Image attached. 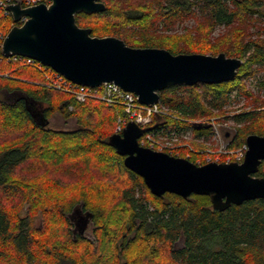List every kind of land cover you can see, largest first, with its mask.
Masks as SVG:
<instances>
[{"label": "trees", "instance_id": "16d2710c", "mask_svg": "<svg viewBox=\"0 0 264 264\" xmlns=\"http://www.w3.org/2000/svg\"><path fill=\"white\" fill-rule=\"evenodd\" d=\"M101 1L104 11L75 14L92 36L242 60L230 81L161 90L160 102L178 119L155 118L148 128L191 126L196 135H207L209 129L186 120L220 111L228 92L241 90L251 76L257 75L264 92V40L248 39L250 24L259 30L255 22H264V0ZM194 13V34L169 33ZM14 24L0 4V44ZM216 25L227 30L211 39ZM43 80L34 65L0 49V94L15 95L0 98V264H264V198L219 211L209 195H153L109 143L122 110L96 100L77 102L40 85ZM255 100L259 108L233 116L239 127L231 147L249 134L264 135V96ZM56 112L74 118L76 127H49ZM254 175L264 177V160Z\"/></svg>", "mask_w": 264, "mask_h": 264}, {"label": "water", "instance_id": "95a60500", "mask_svg": "<svg viewBox=\"0 0 264 264\" xmlns=\"http://www.w3.org/2000/svg\"><path fill=\"white\" fill-rule=\"evenodd\" d=\"M50 1L49 5L24 8L19 2L6 6L14 22L21 16L27 19L12 25L2 38L0 49L5 57L32 58L78 84L114 82L146 105L157 102L159 92L172 85L230 81L242 63L223 52L172 54L165 48L131 47L115 36H92L89 27L77 25L75 14L104 11L101 0ZM193 124L207 127L203 122ZM145 130L128 122L121 133L110 135L109 143L124 156V166L141 176L153 195H209L212 208L219 211L231 204L264 198V177L254 175L264 160V135L246 136L247 150L240 163L196 165L186 158L140 146L138 138Z\"/></svg>", "mask_w": 264, "mask_h": 264}, {"label": "built area", "instance_id": "2783aa9c", "mask_svg": "<svg viewBox=\"0 0 264 264\" xmlns=\"http://www.w3.org/2000/svg\"><path fill=\"white\" fill-rule=\"evenodd\" d=\"M19 2L21 7L35 6L41 3L49 5L50 0H5L0 1V4L4 8V14H11L6 6L8 4ZM27 19V16H21L20 20L17 22L18 25L23 23ZM13 59L23 60L25 63H30L35 66L39 71L42 72L44 80L40 85L52 89L55 91H60L70 95L77 102H84L87 100H96L103 102L111 107H120L123 109V113L118 115L116 121V128L114 133H121L123 128L128 122H134L141 128H146L142 135L138 138V143L140 146L148 147L150 149L168 153L176 157H183L188 160L193 159V163L196 165H202L208 162L216 163H229L238 162L240 163L247 150L246 142L241 143L235 147L229 145L230 141H223L219 132L218 125L215 118L210 119H199V120H186L189 123L193 122H203L207 124L206 129H209L207 135L201 134L196 135L193 132L191 126L185 127L180 131L171 129V127L160 126L157 128H148L153 122V117L164 118L170 117L178 119L176 114L173 113L172 109L167 105L163 104L158 100L152 104H142L138 101L137 95L133 92L124 90L121 86L117 85L111 81L102 82L99 86H87L83 84H78L70 81L65 76L56 72L51 67L45 66L42 63L27 57L14 55ZM36 62V64H35ZM238 94V89H234L228 92V103L230 100ZM232 116V115H231ZM158 123V122H156ZM155 123V124H156ZM234 123V122H233ZM236 125V124H235ZM198 142H209L210 138L217 140L218 148L217 150H211L207 147H202L200 149H195L189 146L182 139L189 138ZM229 138V137H228ZM181 141L182 143H177ZM185 149L184 156L179 154V149ZM221 156L222 158H220Z\"/></svg>", "mask_w": 264, "mask_h": 264}, {"label": "rangeland", "instance_id": "374dc122", "mask_svg": "<svg viewBox=\"0 0 264 264\" xmlns=\"http://www.w3.org/2000/svg\"><path fill=\"white\" fill-rule=\"evenodd\" d=\"M195 14V13H194ZM190 15L187 17H182L180 20H178L175 25L171 28L169 33H174L178 35H182L187 32H191L192 34L195 33L196 26L199 21V17H196L198 15ZM256 26H259L260 29L257 30L253 24L251 23L249 28H248V39H259V40H264V22L257 21L255 22ZM227 30V26L225 25H216L212 32H211V39L218 38L220 36H223ZM256 76H251L248 79L243 80V86L240 89H238V94H235V96L230 100L229 103L226 104L225 107H223L220 111H214L213 114L208 115L207 117H202L198 119H210V118H215L216 122L219 123L218 125V132L222 138L223 141H230L232 135L235 133L237 125H235L233 116L237 113H242L245 111L252 110L253 108H259V104H257L256 98H263L264 92L263 90L259 89L257 84H256ZM37 83V82H36ZM55 91V90H54ZM59 92V91H57ZM249 94H246V93ZM15 96V95H14ZM13 95H5V93L0 94V98L3 100H12ZM120 108V107H119ZM69 109H71V106H69ZM123 113V109L120 108ZM121 114V113H120ZM119 114V115H120ZM232 115V116H231ZM118 117V116H117ZM157 118L158 121L161 119L160 116L158 117H153V119ZM152 119V120H153ZM117 121V119H116ZM48 126L52 128H57L61 130H72L76 127V121L74 118H68L65 119L61 114L55 113L53 116L49 119ZM116 128V122H115V127L114 131ZM229 137V138H228ZM187 143L189 146H192L195 149H200L202 147H207L210 148L211 150H217L218 148V142L215 139L210 138L209 142H198L194 139H192V136L190 134L189 138H184L182 139ZM177 143H182L181 141H178ZM179 154H185V149L184 147L179 149ZM222 158L221 156H219ZM89 230H85V234L89 235Z\"/></svg>", "mask_w": 264, "mask_h": 264}, {"label": "flooded vegetation", "instance_id": "af4514ba", "mask_svg": "<svg viewBox=\"0 0 264 264\" xmlns=\"http://www.w3.org/2000/svg\"><path fill=\"white\" fill-rule=\"evenodd\" d=\"M82 216H83V215L79 214V216L77 215L76 217H78L77 219H81V220H83V219H84V220H85V218H84V217H82ZM84 220H83V221H84Z\"/></svg>", "mask_w": 264, "mask_h": 264}]
</instances>
